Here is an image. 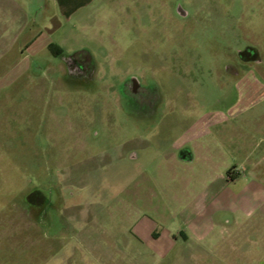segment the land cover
Instances as JSON below:
<instances>
[{
  "label": "rangeland",
  "instance_id": "374dc122",
  "mask_svg": "<svg viewBox=\"0 0 264 264\" xmlns=\"http://www.w3.org/2000/svg\"><path fill=\"white\" fill-rule=\"evenodd\" d=\"M58 2L0 0V264H264V0ZM52 47H88L94 77ZM129 73L152 114L120 103Z\"/></svg>",
  "mask_w": 264,
  "mask_h": 264
},
{
  "label": "flooded vegetation",
  "instance_id": "af4514ba",
  "mask_svg": "<svg viewBox=\"0 0 264 264\" xmlns=\"http://www.w3.org/2000/svg\"><path fill=\"white\" fill-rule=\"evenodd\" d=\"M239 50L240 53L238 54V58H240V61L244 66H247L246 69L254 63H263L261 57L253 58L256 52L255 48L244 46ZM51 51L53 54L52 57L57 59L58 67L60 68L63 66L66 78L92 79L94 77L98 64L88 47H83L81 51H73L71 53L61 49H56V51L51 49ZM41 60L44 61L45 64L50 62L44 58ZM224 69L225 72L236 76H240L242 73L237 63V59H230L227 61L224 65ZM115 85L120 103L131 112L138 115H149L155 111L160 100V95L157 92L156 83L153 78H146L144 76L129 73L117 81ZM173 152H175L178 158L182 160H193L194 152L189 142L174 146ZM32 196H34V198H31ZM56 200L57 202L60 201L59 194L56 195ZM47 202H49V198L46 194H42L39 191L32 192L27 196L28 205L39 211L38 216H40L45 209Z\"/></svg>",
  "mask_w": 264,
  "mask_h": 264
},
{
  "label": "crops",
  "instance_id": "0c3cea01",
  "mask_svg": "<svg viewBox=\"0 0 264 264\" xmlns=\"http://www.w3.org/2000/svg\"><path fill=\"white\" fill-rule=\"evenodd\" d=\"M59 2L58 3H60V6L62 7V9H65V11H68V12H73V11H75L77 8H78V6H79V2H78V0H58ZM40 5V4H39ZM27 46H28V48H31L32 46H33V42H30V43H28L27 44ZM37 59V58H36ZM39 59V58H38ZM40 59H42V58H40ZM185 142H188V141H185ZM182 143H184V142H182ZM190 143V142H189ZM191 146H192V149H193V152H194V154H193V160L192 161H194L195 159H196V155H197V149H196V147L195 146H193L192 144H191ZM264 155V154H263ZM171 157V160L172 159H175V160H177L178 162L180 161V162H192V161H185V160H182V159H180V158H178V156H177V154L175 153V152H173L172 153V155L170 156Z\"/></svg>",
  "mask_w": 264,
  "mask_h": 264
},
{
  "label": "water",
  "instance_id": "95a60500",
  "mask_svg": "<svg viewBox=\"0 0 264 264\" xmlns=\"http://www.w3.org/2000/svg\"><path fill=\"white\" fill-rule=\"evenodd\" d=\"M178 11H179L182 15H185V14H186V12L183 11L182 8H181L180 6L178 7Z\"/></svg>",
  "mask_w": 264,
  "mask_h": 264
},
{
  "label": "trees",
  "instance_id": "16d2710c",
  "mask_svg": "<svg viewBox=\"0 0 264 264\" xmlns=\"http://www.w3.org/2000/svg\"><path fill=\"white\" fill-rule=\"evenodd\" d=\"M56 49H59V48H56V47H52V50L56 51Z\"/></svg>",
  "mask_w": 264,
  "mask_h": 264
}]
</instances>
